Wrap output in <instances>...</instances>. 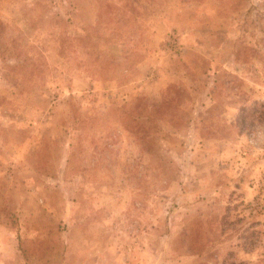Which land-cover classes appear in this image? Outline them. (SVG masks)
Returning a JSON list of instances; mask_svg holds the SVG:
<instances>
[{
  "label": "rangeland",
  "instance_id": "rangeland-1",
  "mask_svg": "<svg viewBox=\"0 0 264 264\" xmlns=\"http://www.w3.org/2000/svg\"><path fill=\"white\" fill-rule=\"evenodd\" d=\"M0 264H264V0H0Z\"/></svg>",
  "mask_w": 264,
  "mask_h": 264
}]
</instances>
